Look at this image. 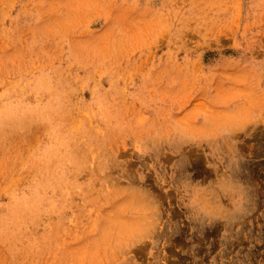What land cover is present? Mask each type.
<instances>
[{"label":"rangeland","instance_id":"374dc122","mask_svg":"<svg viewBox=\"0 0 264 264\" xmlns=\"http://www.w3.org/2000/svg\"><path fill=\"white\" fill-rule=\"evenodd\" d=\"M0 264H264V0H0Z\"/></svg>","mask_w":264,"mask_h":264}]
</instances>
